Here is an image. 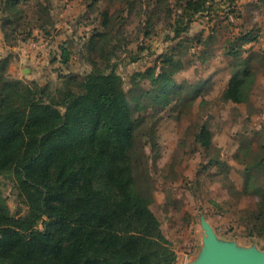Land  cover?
I'll return each mask as SVG.
<instances>
[{"label":"rangeland","instance_id":"rangeland-1","mask_svg":"<svg viewBox=\"0 0 264 264\" xmlns=\"http://www.w3.org/2000/svg\"><path fill=\"white\" fill-rule=\"evenodd\" d=\"M75 1L84 8L68 18L59 15L64 6L57 0L21 3L23 12L21 17L11 15L13 23H5L10 15L0 10V62L9 59L5 76L25 83L43 80L41 85L53 91L65 87L77 92L72 77L91 70L92 55L100 61L99 52H89L88 40L103 29L101 13L108 9L120 33L112 45L122 46L111 61L117 63L126 91L134 84L133 75L150 67L166 68L176 82L160 94L149 80L138 78L139 89L132 98L135 115L143 118L137 131L141 169L155 197L152 210L177 253L176 264L200 256L204 221L220 241L264 251V239L249 236L247 212L261 197L243 192L246 164L264 158V131L255 129L257 122H264V0H210L211 10L196 15L179 37L173 29L186 0ZM242 33L256 36L250 42H255L254 48L240 40ZM19 45L48 49L42 54L43 61H50L40 70L43 79L25 70L37 67L19 59ZM63 45L73 53L68 66L56 57ZM166 55L173 63L163 64ZM244 70L254 73L248 102L222 101L224 87ZM203 125L213 133L208 147L196 142ZM0 191L12 215L27 214L10 174L0 175Z\"/></svg>","mask_w":264,"mask_h":264},{"label":"trees","instance_id":"trees-1","mask_svg":"<svg viewBox=\"0 0 264 264\" xmlns=\"http://www.w3.org/2000/svg\"><path fill=\"white\" fill-rule=\"evenodd\" d=\"M25 2L2 0L0 10L10 15L3 21L13 23L12 14L21 17L19 5ZM209 2L186 0L174 36L189 30L196 15L211 10ZM101 17L103 29L88 40L89 52H99L100 61L92 55L91 70L72 77L77 92L9 79L5 76L9 59L0 62V175H11L27 207L26 215H12L0 191V264L177 262L174 246L152 210L155 197L143 176L137 148L143 118L132 106L138 78L149 80L160 94L176 82L166 68L150 67L133 75L134 84L126 91L117 63L111 61L122 47L112 45L120 34L118 23L108 9ZM4 34L7 39L5 29ZM245 34L240 39L244 44L256 39ZM60 48V62L68 66L72 50ZM171 63L172 57L166 55L163 64ZM253 82L250 70L235 73L222 101L248 102ZM212 141V131L201 126L196 142L208 147ZM261 178L263 157L246 164L243 192L261 197L247 212L249 236L264 239Z\"/></svg>","mask_w":264,"mask_h":264},{"label":"water","instance_id":"water-1","mask_svg":"<svg viewBox=\"0 0 264 264\" xmlns=\"http://www.w3.org/2000/svg\"><path fill=\"white\" fill-rule=\"evenodd\" d=\"M205 245L200 256L188 264H264V251L241 248L235 242H222L212 227L203 222Z\"/></svg>","mask_w":264,"mask_h":264},{"label":"crops","instance_id":"crops-1","mask_svg":"<svg viewBox=\"0 0 264 264\" xmlns=\"http://www.w3.org/2000/svg\"><path fill=\"white\" fill-rule=\"evenodd\" d=\"M74 1L75 0H57V2H58V4H59V6H64L63 8H61V9H59V15L61 16V17H69V16H71L76 10H79V8H84L83 6H80L79 7V5H81V3H77V5H75V3H74ZM75 2H78L77 0L75 1ZM74 4V5H73ZM85 11H86V9H85ZM79 12H81V11H79ZM64 24V23H63ZM62 24V25H63ZM253 44H255V42H253V43H248L246 46L248 47V48H254L253 46H255V45H253ZM23 45V44H22ZM22 45H19L17 48H18V50L16 51L17 52V54L19 55V59L23 62V61H31L33 64H35L36 65V67H37V70H33V69H25L26 71H29V72H33V73H35L36 74V76H37V78H41V76H42V78L41 79H43L45 76L44 75H41L40 76V70H41V68L42 67H44L45 66V64H50V61L49 60H47V57H46V59L43 61V55H46V51L48 50V49H45V47L44 48H42V47H39V48H37V49H28V48H26L25 47V45H24V48L22 47ZM31 47V46H30ZM52 47H53V45H52ZM58 47V46H57ZM43 50V52L42 53H39L40 51H42ZM52 51H53V49H52ZM58 51H59V49H58ZM60 53H57V61H59L60 62V57H61V51H59ZM250 52H251V50H250ZM53 53V52H52ZM43 54V55H42ZM16 56V59H17V55H15ZM61 63V62H60ZM44 69L46 70V67H44ZM40 84H43L44 82H43V80H40V82H39ZM227 85H228V83H227ZM227 85L224 87V89L223 90H225V88L227 87ZM264 120V119H263ZM255 129L257 130V131H259L260 129H262L263 131H264V122L263 121H261V122H257L256 123V127H255Z\"/></svg>","mask_w":264,"mask_h":264}]
</instances>
